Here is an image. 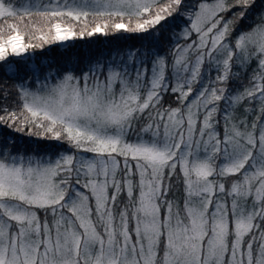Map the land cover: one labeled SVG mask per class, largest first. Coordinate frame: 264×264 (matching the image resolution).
I'll use <instances>...</instances> for the list:
<instances>
[{
	"label": "snow or ice",
	"instance_id": "6c2138e0",
	"mask_svg": "<svg viewBox=\"0 0 264 264\" xmlns=\"http://www.w3.org/2000/svg\"><path fill=\"white\" fill-rule=\"evenodd\" d=\"M241 2L243 19L255 0H236ZM183 4L47 0L18 11L10 0H0V62L10 74L18 72L10 57L77 36L73 27L53 22L35 37L41 44L24 43L18 26L9 22L22 20L20 11L34 10L52 21L89 15L103 20L82 29L81 38L121 30L150 33L176 14L189 21L181 35L190 41L177 44L173 53L175 83L166 74L165 58L157 57L149 69L130 52L131 68L110 64L105 72L97 65L82 77L66 73L45 82L37 91L21 87L28 115L5 110L0 122L18 132L34 125L77 153L92 155L61 154L53 161L16 155L7 142L0 143V264H264V22L240 34L233 47L232 21L221 15L230 10L228 0H200L181 13ZM259 15L264 21V13ZM252 60L257 68L249 86L232 94L234 64ZM205 65L216 72L208 84ZM169 90L182 107H158ZM243 103L259 104L256 119L229 128L228 109ZM149 109L155 114L149 112L152 123L142 132L150 135L130 141L133 121ZM238 175L243 178L228 189L223 179ZM173 178L183 186V207L168 199ZM41 212L53 222L41 221Z\"/></svg>",
	"mask_w": 264,
	"mask_h": 264
},
{
	"label": "trees",
	"instance_id": "16d2710c",
	"mask_svg": "<svg viewBox=\"0 0 264 264\" xmlns=\"http://www.w3.org/2000/svg\"><path fill=\"white\" fill-rule=\"evenodd\" d=\"M37 1L47 3V0H10L12 4L16 5L18 11L25 8L26 5L28 7L33 6ZM212 1L214 2V0H207V2ZM167 2L168 0H159L158 6H163ZM199 2L200 0H184V4L180 10L181 13L184 12L187 6ZM228 4L230 10L221 13V15L225 20L232 21L234 32L229 39L234 47L235 40L240 34L251 31L252 28L264 22L259 15L260 13H264V0H255L254 6L247 10L243 19L239 15L245 10L243 3L236 4V0H228ZM20 16L23 17L22 20L19 17L15 20L9 18V22L15 23L18 26L24 43L41 44L42 42L35 39V37L47 33L54 21L40 17L34 10L31 14L20 11ZM127 19L125 17V22H127ZM57 21L63 25L73 27L77 36L65 42H52L43 44L40 48H29L21 57H10V60L14 61L18 68V72L15 74L5 71L6 64L0 62V115H6L5 110L8 113L14 111L18 116L28 115L22 107L23 97L20 91L22 86L27 87L30 91H37L45 82L49 84L55 83L58 77L62 78L66 73L82 77L84 72L97 65H102L105 72L110 64L122 66L123 63L131 68L133 60L129 57L130 52L135 53L134 59L137 63L147 61L149 69L157 57L165 58L167 63L166 74L169 80L175 83L172 80L173 53L177 50V44L184 45L190 42L185 41L182 35L179 34L184 24H188L189 21L182 19L181 16H177L176 14L164 22L163 27H158L150 33H127L121 30L118 33L109 31L107 35L99 33L91 37L84 35L82 38L78 35L82 29L88 31L96 22L103 23V20H97L92 15H89L86 20L81 18V20L75 21L64 17L62 20L57 18ZM3 24L4 20L0 18V25ZM85 25H87V28H85ZM3 34L6 36L7 31ZM192 38L195 39V33H193ZM191 58L194 59V57ZM256 68L257 62L255 60L243 66L234 64L232 68L233 76L228 84L230 92L235 94L242 92L245 87H248L249 78ZM97 74L101 80L104 79V75L99 72ZM215 78L216 72L205 65L203 83L208 84L210 80L215 81ZM37 80H39V83H37ZM117 90H119V86H117ZM141 94L145 95L146 89H142ZM191 99L192 97H189V100ZM224 106L221 103V107L223 108ZM158 107L167 109L182 107V105L177 96L173 95L169 90L166 94H163ZM149 112L153 115L155 114L154 109H149L146 110L142 118L138 114L137 119L133 121L132 131L128 133L130 141H135L138 135H150V133L145 134L142 132V129L152 123L149 120ZM257 115L258 113H256L255 109H250V113H247L246 117L252 123ZM199 118L202 120L203 114H200ZM16 126L19 127L18 122ZM28 127L32 128V134H29ZM224 128L225 121L221 113L217 129L221 137L223 136ZM4 142H7L13 148L14 154L27 157L58 158L61 154L72 153L83 156L92 155L90 153H77V150L71 148L66 141L55 140L51 137V134L44 133L42 129H37L34 125H28L24 131L18 132L0 122V143ZM242 178L240 175L228 177L223 179V182L230 189L234 180ZM171 183L172 188L168 194V199L175 201L176 204L183 207V186L176 178H173ZM124 196L126 199V194ZM228 203L229 205L231 204V198H228ZM251 203L252 199L249 198V206H251ZM248 239L250 237H245V240Z\"/></svg>",
	"mask_w": 264,
	"mask_h": 264
},
{
	"label": "rangeland",
	"instance_id": "374dc122",
	"mask_svg": "<svg viewBox=\"0 0 264 264\" xmlns=\"http://www.w3.org/2000/svg\"><path fill=\"white\" fill-rule=\"evenodd\" d=\"M37 3H40V2L37 1L35 4H37ZM209 3H213V1L209 2ZM25 7H28V6L26 5ZM54 22H58V21H54ZM64 26H66V25H64ZM181 32H182V29L180 30V33H179L180 35H181ZM62 42H65V41H62ZM117 91H119V90H117ZM245 109H247V111H245ZM250 109H252V110L255 109L256 113H258L259 112V104L257 103L256 105H251V104L243 103L241 105H238L235 109H231V108L228 109V111L231 113V117H232V119L230 120V122L228 124V127L230 128L231 124L233 122L239 123L240 121H244V120H247L248 124L250 125L251 121L246 117L247 113L248 114L250 113ZM241 127H242V125H241ZM44 158L47 159V158H51V157H44ZM51 159L53 161H55L57 158H51ZM40 218H41V221H43L45 218H47V220L49 221L50 224L53 222V219H54L51 214H48L47 217H45V214L43 212L40 213Z\"/></svg>",
	"mask_w": 264,
	"mask_h": 264
}]
</instances>
